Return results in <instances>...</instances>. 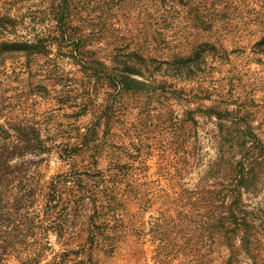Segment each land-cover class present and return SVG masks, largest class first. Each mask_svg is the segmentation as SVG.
Here are the masks:
<instances>
[{
	"label": "rangeland",
	"instance_id": "obj_1",
	"mask_svg": "<svg viewBox=\"0 0 264 264\" xmlns=\"http://www.w3.org/2000/svg\"><path fill=\"white\" fill-rule=\"evenodd\" d=\"M53 3L58 1L0 0V43L44 38L52 25ZM65 15L66 36L82 39L80 52L85 62L111 67L118 49L128 46L126 53L138 51L160 61L192 56L199 59V69L193 68L190 81L162 78L176 85L177 94H189L186 103L170 99L160 108L136 94L123 96L120 105L105 101L108 93L103 76L101 89L94 92L93 84H88L90 70L69 55L70 45L61 50L53 46L47 57L30 60L20 56L21 52L4 58L0 53V158L5 154L0 184L9 197L7 212L13 214L12 221L32 210L33 199L26 196L31 190L43 191L52 181L58 186L76 178L86 183L93 174V161L103 171L118 160L128 166L131 179L148 198H153L152 208L143 215L150 223L179 188L191 191L201 185L217 156V121L196 111L197 123L185 136L187 160L183 163L173 157L166 133L167 110L181 119L187 109L210 105L208 100H190L193 94H209L217 101L224 98L264 143V0H67ZM107 117L108 143L100 140L99 151L83 147L67 158L64 150L68 153L78 144L75 129L83 134L94 123L100 126L101 138ZM177 166L182 168L180 176ZM64 174L71 178L65 179ZM262 184L258 194L244 196V202L264 211ZM133 222L137 225L140 220ZM145 239L133 238L127 231L118 251L108 255L99 248L92 252L93 259L96 264H156L154 246ZM48 242L54 253L64 248L54 233L50 232ZM47 254L41 264L53 259V253ZM238 259L249 264L242 255ZM186 260L182 255L167 264H188ZM220 262L216 258L211 264ZM1 264L18 261L6 258Z\"/></svg>",
	"mask_w": 264,
	"mask_h": 264
},
{
	"label": "trees",
	"instance_id": "obj_2",
	"mask_svg": "<svg viewBox=\"0 0 264 264\" xmlns=\"http://www.w3.org/2000/svg\"><path fill=\"white\" fill-rule=\"evenodd\" d=\"M56 1L50 13V32L44 38L1 42L3 58L5 54L17 52L23 53L20 56L26 60L47 57L53 46L61 50L70 45L69 55L78 58L82 68L90 70L88 84H93L94 92L101 89L102 76L107 81V103L122 105L123 96L136 94L151 99L160 108L170 99L177 103L189 101V94H177L176 85L162 78L188 81L193 68L199 69V59L190 56L179 61H160L138 51L126 53L128 46H124L126 48L118 49L111 67L91 60L85 62L80 52L82 39L66 36L67 0ZM210 97L209 94H193L190 100H208L210 105L187 109L181 119L174 118L167 110L170 124L166 133L170 149H174L173 157L177 156L179 161L183 159V163L187 160L186 131L190 134L197 123L195 112L217 121V156L201 185L197 184L191 191L179 188L163 202V208L157 210L158 215L152 216L149 223L144 221L143 215L152 208L153 198H148L149 194L131 179L128 166L118 160L112 162L109 170L103 171L99 170L97 161H93V174L86 183L76 178L58 186L52 181L43 191L31 190L26 196L33 199L32 210L13 221L10 219L13 214L7 212L9 197L0 184V229L5 227V231L0 232V264L6 258H15L18 264H41L49 251L53 259L46 264H96L92 252L100 248L108 255L115 253L127 231L138 240L149 237L145 240L154 246L156 264H167L182 255L188 264H211L216 258L221 259V264H242L238 259L241 255L249 264H264L261 259L264 255V211L244 202V196H256L261 190L264 143L239 110L230 109L231 103L220 96L218 101ZM109 124L107 117L101 138L97 132L100 126L94 123L87 126L83 134L75 129L78 144L72 145L68 153L64 150L67 158L83 147L91 146L93 151H99L100 140L104 145L108 143L105 137ZM4 155L0 158V167ZM179 167L178 176L182 170ZM69 176L64 174L65 179H70ZM36 198L41 199L39 204ZM132 207L136 209L134 213ZM4 216L9 218L5 220ZM137 219L140 222L136 225L133 220ZM50 232L64 246L59 252L54 253L48 242Z\"/></svg>",
	"mask_w": 264,
	"mask_h": 264
}]
</instances>
